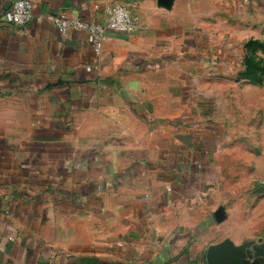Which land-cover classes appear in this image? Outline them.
<instances>
[{
  "label": "crops",
  "instance_id": "crops-1",
  "mask_svg": "<svg viewBox=\"0 0 264 264\" xmlns=\"http://www.w3.org/2000/svg\"><path fill=\"white\" fill-rule=\"evenodd\" d=\"M12 1L0 0V264H210L225 240L264 246L238 219L264 180V85L248 81L230 5L31 0L17 28ZM119 5L138 26L108 30L100 53L52 20L105 25Z\"/></svg>",
  "mask_w": 264,
  "mask_h": 264
},
{
  "label": "rangeland",
  "instance_id": "rangeland-1",
  "mask_svg": "<svg viewBox=\"0 0 264 264\" xmlns=\"http://www.w3.org/2000/svg\"><path fill=\"white\" fill-rule=\"evenodd\" d=\"M222 1L230 5L229 12L225 11L229 14L226 18L230 19L232 32L241 38L248 81L264 85V0H213L216 5ZM259 185L248 192L252 198L254 194L255 200L245 204L246 210L239 211L238 219L246 220L249 232L254 231L248 238L264 241V180Z\"/></svg>",
  "mask_w": 264,
  "mask_h": 264
},
{
  "label": "built area",
  "instance_id": "built-area-1",
  "mask_svg": "<svg viewBox=\"0 0 264 264\" xmlns=\"http://www.w3.org/2000/svg\"><path fill=\"white\" fill-rule=\"evenodd\" d=\"M5 16L7 22L12 26L23 28L34 17V5L31 0H13ZM52 20L64 36L71 30L86 32L96 53H100L103 49L108 30L117 33H131L138 26L137 17L129 8L123 5L112 9L105 25L80 17H72L64 13L54 15Z\"/></svg>",
  "mask_w": 264,
  "mask_h": 264
},
{
  "label": "water",
  "instance_id": "water-1",
  "mask_svg": "<svg viewBox=\"0 0 264 264\" xmlns=\"http://www.w3.org/2000/svg\"><path fill=\"white\" fill-rule=\"evenodd\" d=\"M247 246L253 247V249L248 250ZM260 256H264V246L256 245L254 241L237 247L229 240H225L210 246L208 250L210 264H251L250 258L254 259Z\"/></svg>",
  "mask_w": 264,
  "mask_h": 264
}]
</instances>
